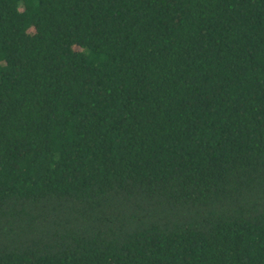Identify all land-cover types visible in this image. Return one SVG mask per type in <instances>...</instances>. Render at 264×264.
<instances>
[{"label": "trees", "instance_id": "16d2710c", "mask_svg": "<svg viewBox=\"0 0 264 264\" xmlns=\"http://www.w3.org/2000/svg\"><path fill=\"white\" fill-rule=\"evenodd\" d=\"M0 264H264V0H0Z\"/></svg>", "mask_w": 264, "mask_h": 264}]
</instances>
